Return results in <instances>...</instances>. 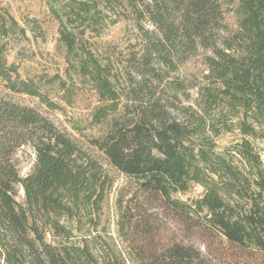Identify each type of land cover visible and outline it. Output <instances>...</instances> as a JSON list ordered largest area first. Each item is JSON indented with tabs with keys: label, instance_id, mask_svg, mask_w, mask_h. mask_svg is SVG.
I'll use <instances>...</instances> for the list:
<instances>
[{
	"label": "trees",
	"instance_id": "obj_1",
	"mask_svg": "<svg viewBox=\"0 0 264 264\" xmlns=\"http://www.w3.org/2000/svg\"><path fill=\"white\" fill-rule=\"evenodd\" d=\"M228 1L234 30L224 21ZM51 9L67 64L68 80L54 77L62 100L70 104L77 86L94 92L89 122L103 133L85 149L8 97L63 110L9 63L6 40L28 39L27 29L0 8L8 93L0 94V264H264V0H67ZM129 15L154 31L142 29L141 66L122 85V73L89 40ZM199 50L206 71L196 97L183 105L185 84L170 82L178 104L163 98L162 66L177 71ZM236 132L240 141L220 151L216 139ZM26 147L35 164L22 176ZM107 167L134 181L131 200L139 192L156 208L136 213L129 200L119 242L103 224L113 185ZM194 184L204 188L200 198L176 197Z\"/></svg>",
	"mask_w": 264,
	"mask_h": 264
},
{
	"label": "rangeland",
	"instance_id": "obj_2",
	"mask_svg": "<svg viewBox=\"0 0 264 264\" xmlns=\"http://www.w3.org/2000/svg\"><path fill=\"white\" fill-rule=\"evenodd\" d=\"M64 1L67 0H0V8L8 10L18 23L27 29L28 39L23 38L21 34L12 33L6 40V55L9 63L16 64L23 79L34 80L42 92L50 95L63 110L51 111L38 99L8 94L1 82L0 94H8L12 100L35 108L51 120L58 129L71 134L85 149H90V139L99 137L103 133L101 127H93L89 122L90 112L97 101L94 92L81 86L74 87L71 89V92L75 93L73 99L70 104H66L62 100L66 92L60 87L59 82L54 80V77L68 80L67 64L63 57L64 50L58 45V22L51 9L52 5L61 4ZM232 7L229 1L224 5V21L230 29L234 30L237 26V16L232 11ZM142 29L154 31V27L148 21L138 22L129 15V18L121 17L118 23L110 25L101 37L91 36L89 40L90 43L95 44L105 59H110L114 63L118 73H122V85L130 84L131 76H135V71L141 66L139 60L146 45ZM205 53L199 50L179 65L177 71L162 66L161 73L165 75L161 85V89L165 90L162 94L163 98L169 99L171 103L175 102L170 82L185 84L186 92L179 93V99L183 105L187 106L191 102L186 95H191L192 100L196 97V87L202 83L206 71ZM166 71L169 72L166 73ZM175 103L178 104V102ZM75 124H80L83 130L81 132L74 130ZM240 139L241 136L237 132L223 134L216 139V143L218 149L223 151L232 147ZM18 161L21 175H28L35 164L34 151L28 147L23 148L18 154ZM107 171L112 177L113 185L104 206L103 224L107 228L108 235L119 242L117 223L122 215L121 208L126 206L129 200L130 207H136V213L146 211L151 213L156 211V208H153V204L149 201L141 198L142 194L139 192L131 200L135 187L134 181L110 167H107ZM203 193L204 188L194 184L186 194H177L176 197L184 201H192L200 198Z\"/></svg>",
	"mask_w": 264,
	"mask_h": 264
}]
</instances>
